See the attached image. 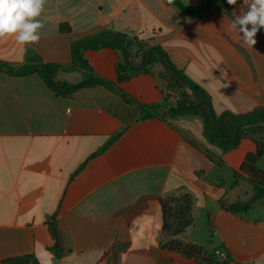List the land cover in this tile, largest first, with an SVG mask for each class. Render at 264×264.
<instances>
[{"label": "crops", "instance_id": "obj_1", "mask_svg": "<svg viewBox=\"0 0 264 264\" xmlns=\"http://www.w3.org/2000/svg\"><path fill=\"white\" fill-rule=\"evenodd\" d=\"M176 1L196 7L216 0ZM174 3L45 0L39 43L0 40V61L70 66L74 42L113 32L162 48L209 93L218 115L264 107V28L254 48L230 30L242 0L229 13L213 7L199 18ZM62 23L71 31L61 32ZM130 52L137 61L139 47ZM85 56L97 74L118 83L119 54L107 48ZM164 72L155 64L119 87L144 105L175 106V95L166 98ZM79 74L57 79L76 84ZM160 115L142 119L136 104L102 86L60 95L38 75L0 72V264L29 254L40 264H112L114 257L118 264H198L162 248L160 200L185 194L193 200V226L182 242L217 250L226 264H264V198L253 200L252 182L240 174L255 142L245 138L223 152L205 139L200 116ZM257 166L264 170V156ZM248 202L246 211L230 210Z\"/></svg>", "mask_w": 264, "mask_h": 264}, {"label": "trees", "instance_id": "obj_2", "mask_svg": "<svg viewBox=\"0 0 264 264\" xmlns=\"http://www.w3.org/2000/svg\"><path fill=\"white\" fill-rule=\"evenodd\" d=\"M174 6L185 15L192 18H199L211 9L216 8L229 13L233 5H229L227 0H216L214 4L203 3L200 6L188 7L180 1H176ZM61 32L71 31V27L62 23L59 26ZM263 40L264 33L262 32ZM137 46L140 49V56L137 61L133 60L130 49ZM112 49L121 56L117 65L118 83L112 82L99 74L88 63L85 53L88 50L100 51L102 49ZM161 64L165 68L163 80L165 85L166 98L169 99L176 90L186 88L191 91L194 99L190 103H177L170 106L165 103L154 105H144L135 98L128 95L119 87V83L127 80L132 75L149 73L151 67ZM0 72L11 77H28L38 75L45 85L60 95H69L82 89H91L102 86L117 93L125 102L136 104L141 110V117L160 118L161 111L171 117L176 116H200L204 122V137L207 142L218 147L223 152L235 149L245 138L252 139L256 144V151L246 156L240 174L250 178L255 190L253 200L264 198V170L257 166V162L264 156V107L253 109L247 114H233L225 112L218 115L213 107L212 98L209 93L192 80L185 72L179 69L171 60L169 54L160 47L144 48L138 41L128 40L121 34L113 32H103L96 36L85 37L73 43L71 47V65L60 66L47 64L38 60L35 63H26L14 67L8 63L0 61ZM81 74V80L76 84H69L57 79L60 73ZM122 132L112 137L107 145L101 150L110 147ZM163 215L162 233L165 242L162 248L172 253H177L188 260L198 264H226L217 250L208 251L205 248L192 243H185L180 237L193 226L192 207L193 200L190 195L170 196L160 200ZM250 207L248 203H237L230 207L234 212L246 211ZM55 245L53 251L57 259L61 256L60 238L54 223L50 224ZM2 264H40L37 258L32 255L10 258L2 261ZM112 264H118V259L113 258Z\"/></svg>", "mask_w": 264, "mask_h": 264}, {"label": "clouds", "instance_id": "obj_3", "mask_svg": "<svg viewBox=\"0 0 264 264\" xmlns=\"http://www.w3.org/2000/svg\"><path fill=\"white\" fill-rule=\"evenodd\" d=\"M227 3L235 6L237 0H227ZM242 4L230 30L237 34L244 46L254 48L256 36L264 28V0H242ZM44 6L45 0H0V40L14 38L19 45L39 43L38 33L44 27L39 17Z\"/></svg>", "mask_w": 264, "mask_h": 264}, {"label": "rangeland", "instance_id": "obj_4", "mask_svg": "<svg viewBox=\"0 0 264 264\" xmlns=\"http://www.w3.org/2000/svg\"><path fill=\"white\" fill-rule=\"evenodd\" d=\"M176 93H178V94H172V95H175L177 98V102H175V104H177V103H190L194 99L193 95L191 94V91L186 89V88L178 89V90H176Z\"/></svg>", "mask_w": 264, "mask_h": 264}, {"label": "water", "instance_id": "obj_5", "mask_svg": "<svg viewBox=\"0 0 264 264\" xmlns=\"http://www.w3.org/2000/svg\"><path fill=\"white\" fill-rule=\"evenodd\" d=\"M167 2H168L169 4H173V3L175 2V0H167Z\"/></svg>", "mask_w": 264, "mask_h": 264}]
</instances>
